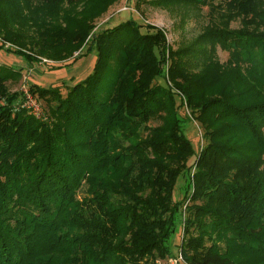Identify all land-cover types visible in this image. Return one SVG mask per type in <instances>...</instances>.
I'll return each instance as SVG.
<instances>
[{"label":"trees","instance_id":"obj_1","mask_svg":"<svg viewBox=\"0 0 264 264\" xmlns=\"http://www.w3.org/2000/svg\"><path fill=\"white\" fill-rule=\"evenodd\" d=\"M116 1L0 0L2 42L28 59L65 61L90 40L97 49L66 95L31 86L51 121L16 108L6 82L18 71L0 69V264H158L193 186L187 261L264 264V0H159L211 8L179 48L134 18L93 33ZM185 102L206 140L198 155Z\"/></svg>","mask_w":264,"mask_h":264},{"label":"rangeland","instance_id":"obj_2","mask_svg":"<svg viewBox=\"0 0 264 264\" xmlns=\"http://www.w3.org/2000/svg\"><path fill=\"white\" fill-rule=\"evenodd\" d=\"M158 1L159 0H117L109 5L106 12L96 19L93 33L99 32L105 27L113 26L120 21L134 18L143 26L142 30L146 29L147 24L159 26L165 32L170 45L173 48H179L191 45L212 18L209 5L193 6L172 4L165 6L159 4ZM240 25V20L232 23V26L235 28ZM2 41L0 37V43L12 49H0V69L3 73H10L8 71L12 69L18 71V74L8 76L9 80L6 82L11 91H19L20 93V100L16 103V108L25 109L28 114L43 121H51L47 101L38 93H33L31 86L34 84H40L43 87L59 86L62 93L66 95L67 91L72 86L84 80L93 72L97 62V49L93 48L87 51L92 40L87 42L81 49L74 52L73 58L84 54L75 61H72L73 58H66L65 61L54 60L47 56L28 59L23 53L13 50L17 49V46ZM218 56L220 60L224 62L228 59L229 55L227 51L218 47ZM67 62L69 64H66ZM60 64L63 66H59ZM19 73L21 74L19 75ZM25 86L33 94L36 103L39 105V110L34 109L36 114L32 111L33 108L30 109L28 106H22L23 100H26L23 92V87ZM185 104L186 102L180 111L184 118L187 117V122L184 123V131L187 137L192 141L195 153L198 155L200 150H203L206 140L203 141V137L201 138L203 129L200 122L195 118V115L187 104L185 108ZM159 123L160 121H152V125H158ZM197 155L190 157V165L194 162ZM188 181L189 179L185 173L179 176L174 189V199L176 201L183 199ZM193 190L194 186L190 194H192ZM190 194L189 197L185 199L181 209L182 220L184 215L186 217L188 216L187 209L189 204L192 203ZM182 220L177 224L176 232L172 238L173 253L179 248L182 240L184 231L183 226L185 227ZM159 259V264H162L166 262L164 260H166L167 257Z\"/></svg>","mask_w":264,"mask_h":264},{"label":"built area","instance_id":"obj_3","mask_svg":"<svg viewBox=\"0 0 264 264\" xmlns=\"http://www.w3.org/2000/svg\"><path fill=\"white\" fill-rule=\"evenodd\" d=\"M23 92H24V96L26 98V100H23L22 106L23 107H29L30 109H32V111H34V113L36 114V111L34 109L39 110V105L36 103L35 98L33 97V94L29 91V89L25 86L23 87ZM187 104V103H186ZM186 104H185V108H186ZM202 138V135H201ZM204 141V139H203ZM201 147V146H200ZM183 225H185V221H186V216H183ZM184 231H183V236H182V240L181 243L179 245V248L176 250L175 253H173L171 256L167 257L166 262H163L162 264H191L190 262L187 261V259L184 256L183 250H182V243L185 239V227L183 226ZM169 260V261H167ZM160 260L157 261V263L159 264Z\"/></svg>","mask_w":264,"mask_h":264},{"label":"crops","instance_id":"obj_4","mask_svg":"<svg viewBox=\"0 0 264 264\" xmlns=\"http://www.w3.org/2000/svg\"><path fill=\"white\" fill-rule=\"evenodd\" d=\"M22 73V72H21Z\"/></svg>","mask_w":264,"mask_h":264}]
</instances>
